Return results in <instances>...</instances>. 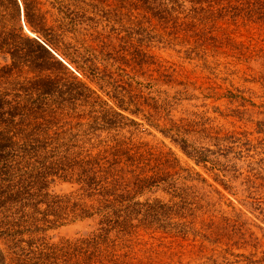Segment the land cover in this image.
Here are the masks:
<instances>
[{
	"label": "rangeland",
	"instance_id": "rangeland-1",
	"mask_svg": "<svg viewBox=\"0 0 264 264\" xmlns=\"http://www.w3.org/2000/svg\"><path fill=\"white\" fill-rule=\"evenodd\" d=\"M177 1L183 8L172 10L163 22L152 14L146 20L130 0H37L57 50L78 67L89 64L86 51L108 37L131 63L128 72L107 68L112 79L105 89L112 99L107 95L104 101L122 114L116 125H101L100 109L92 116L80 105L73 123L62 127L73 132L62 135L95 153L121 141L166 156L159 173L164 185L137 199L173 208L171 215L145 221L164 234L172 229L176 241L194 251L170 260L145 236L138 242L149 241L154 250L145 257L149 263L264 264V24L229 11L217 13L209 5H197L191 14L195 6ZM186 22L198 31H181ZM21 25L36 36L25 27L23 13ZM133 27L143 35L129 39ZM173 136L186 143H173ZM50 190L58 196L79 194L77 185L64 182ZM99 220L98 215L70 217L51 229L45 223L0 229V250L15 258L23 250L105 235ZM164 234L157 236L164 239Z\"/></svg>",
	"mask_w": 264,
	"mask_h": 264
},
{
	"label": "trees",
	"instance_id": "trees-1",
	"mask_svg": "<svg viewBox=\"0 0 264 264\" xmlns=\"http://www.w3.org/2000/svg\"><path fill=\"white\" fill-rule=\"evenodd\" d=\"M130 1L131 8L146 20H151L152 14L165 22L172 10L183 8L177 0ZM182 1L195 6L191 14L197 12V5H209L215 6L217 13L229 11L264 24V0ZM38 3L0 0V229L6 232L43 223L49 229L70 217L77 221L98 215L101 233L106 234L48 245L41 251L23 250L14 254L15 258L0 250V264H154L145 258L154 252L149 241L138 242L145 236L158 243L170 260L193 254V249L176 241L179 236L172 229L164 234L161 227L145 221L171 215L173 208L159 200L143 203L137 199L164 185L159 175L167 164L163 153L141 152L139 146L129 148L121 141L95 153L76 147V138L67 140L62 135L73 132L62 127L73 123L80 105L89 107L92 116L100 109L103 114L99 112L97 120L101 125H116L122 114L104 101L107 95L112 99L105 89L112 79L107 73L114 66L128 72L129 56L117 51L114 38L108 37L92 52L87 50L85 61L89 64L78 67L57 50ZM22 13L25 27L35 37L25 33ZM188 23L181 24V31L196 33V24ZM127 35L133 39L143 31L133 27ZM174 137L173 143H186ZM58 182L77 185L78 196L53 194L50 189ZM91 201L98 207H86ZM138 233L145 235L139 238ZM156 233L164 234V239Z\"/></svg>",
	"mask_w": 264,
	"mask_h": 264
}]
</instances>
